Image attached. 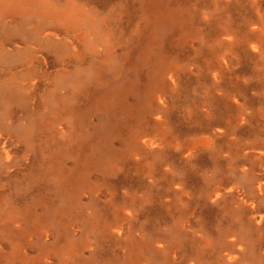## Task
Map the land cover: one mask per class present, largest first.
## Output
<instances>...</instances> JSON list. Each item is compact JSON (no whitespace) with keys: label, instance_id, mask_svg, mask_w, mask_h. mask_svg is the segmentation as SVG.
<instances>
[{"label":"rangeland","instance_id":"374dc122","mask_svg":"<svg viewBox=\"0 0 264 264\" xmlns=\"http://www.w3.org/2000/svg\"><path fill=\"white\" fill-rule=\"evenodd\" d=\"M0 264H264V0H0Z\"/></svg>","mask_w":264,"mask_h":264},{"label":"bare ground","instance_id":"6f19581e","mask_svg":"<svg viewBox=\"0 0 264 264\" xmlns=\"http://www.w3.org/2000/svg\"><path fill=\"white\" fill-rule=\"evenodd\" d=\"M154 7L156 8L157 7V5H156V3H154ZM99 28V27H98ZM81 35H82V33H78V36L77 37H81ZM12 40V39H11ZM20 40V39H19ZM7 41H10V40H7ZM81 41V40H80ZM5 42V41H4ZM22 44V43H21ZM35 44V43H34ZM46 52V51H45ZM43 53V52H42Z\"/></svg>","mask_w":264,"mask_h":264}]
</instances>
